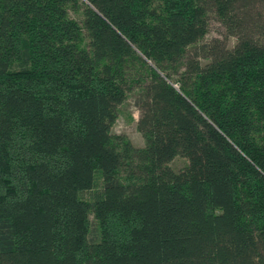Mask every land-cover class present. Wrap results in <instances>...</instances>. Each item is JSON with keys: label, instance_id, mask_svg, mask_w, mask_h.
Segmentation results:
<instances>
[{"label": "trees", "instance_id": "1", "mask_svg": "<svg viewBox=\"0 0 264 264\" xmlns=\"http://www.w3.org/2000/svg\"><path fill=\"white\" fill-rule=\"evenodd\" d=\"M0 264H264V0H0Z\"/></svg>", "mask_w": 264, "mask_h": 264}, {"label": "rangeland", "instance_id": "2", "mask_svg": "<svg viewBox=\"0 0 264 264\" xmlns=\"http://www.w3.org/2000/svg\"><path fill=\"white\" fill-rule=\"evenodd\" d=\"M225 30L223 25L211 14L209 18L208 31L204 36L203 41L209 42L213 38H224ZM236 41L233 36L227 37L228 46H232ZM176 87V83L173 84ZM139 111L133 102V95L130 94L127 98L118 106L117 117L112 125V132L118 134H124L135 146H142L144 144V138L141 132L137 128V118ZM186 164V159L181 155H176L170 165L174 169H178ZM91 217V216H90Z\"/></svg>", "mask_w": 264, "mask_h": 264}]
</instances>
